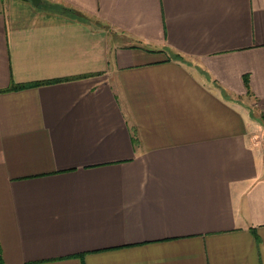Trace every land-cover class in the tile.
I'll return each instance as SVG.
<instances>
[{"label":"crops","instance_id":"0c3cea01","mask_svg":"<svg viewBox=\"0 0 264 264\" xmlns=\"http://www.w3.org/2000/svg\"><path fill=\"white\" fill-rule=\"evenodd\" d=\"M0 264H264V0H0Z\"/></svg>","mask_w":264,"mask_h":264},{"label":"trees","instance_id":"16d2710c","mask_svg":"<svg viewBox=\"0 0 264 264\" xmlns=\"http://www.w3.org/2000/svg\"><path fill=\"white\" fill-rule=\"evenodd\" d=\"M27 85L28 84H25V83H12L8 90H10V89L11 90L20 89V88H23V87H25Z\"/></svg>","mask_w":264,"mask_h":264},{"label":"water","instance_id":"95a60500","mask_svg":"<svg viewBox=\"0 0 264 264\" xmlns=\"http://www.w3.org/2000/svg\"><path fill=\"white\" fill-rule=\"evenodd\" d=\"M35 5H37L39 2H40V0H31Z\"/></svg>","mask_w":264,"mask_h":264}]
</instances>
